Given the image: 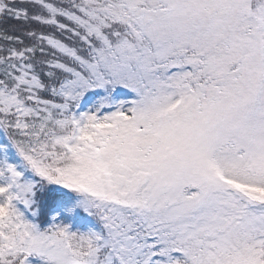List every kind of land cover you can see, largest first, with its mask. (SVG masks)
I'll list each match as a JSON object with an SVG mask.
<instances>
[{"label":"snow or ice","instance_id":"snow-or-ice-1","mask_svg":"<svg viewBox=\"0 0 264 264\" xmlns=\"http://www.w3.org/2000/svg\"><path fill=\"white\" fill-rule=\"evenodd\" d=\"M0 24V264H264V0Z\"/></svg>","mask_w":264,"mask_h":264},{"label":"trees","instance_id":"trees-1","mask_svg":"<svg viewBox=\"0 0 264 264\" xmlns=\"http://www.w3.org/2000/svg\"><path fill=\"white\" fill-rule=\"evenodd\" d=\"M8 23L10 24L11 22H8ZM2 26H5V25L0 24V27H2Z\"/></svg>","mask_w":264,"mask_h":264}]
</instances>
